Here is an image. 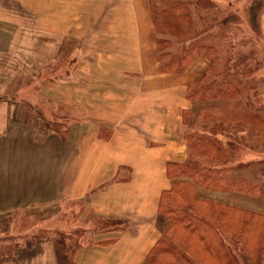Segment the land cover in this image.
<instances>
[{
	"label": "rangeland",
	"instance_id": "374dc122",
	"mask_svg": "<svg viewBox=\"0 0 264 264\" xmlns=\"http://www.w3.org/2000/svg\"><path fill=\"white\" fill-rule=\"evenodd\" d=\"M136 1L129 4L127 0H0V110L10 99L13 102V113L8 115L13 123L8 130L0 132L4 134L0 135L3 137L0 138V161L4 172H19L15 179L7 178L10 182L14 180V186L12 189L5 187V192L11 191L15 198V194H21L22 200L29 199L21 208L0 216V264H59L54 248V239L59 234H68L71 245L78 242V245L93 246L113 242L115 239L107 238L109 231L130 227V218L102 216L95 210L92 200L89 204L99 187L82 197H65L60 189L52 190L53 184L62 188L80 174L79 162L71 156L80 150L77 124L87 118L80 106L53 98L55 92L62 93L63 89H67L76 99L87 97L90 103H97L99 96L91 91L88 84L102 73L111 55L106 58L101 56L99 60L97 56L113 49V52L126 49L134 37L136 39L135 34L128 33V29L137 33V27L146 22L145 12L156 35V55L162 72L183 73L198 57H205L209 59L210 66L204 71L201 64L202 78L196 84L199 88L212 80L218 83L221 78H233L235 84L241 83L236 91L215 92L210 99L202 98L199 90L190 96L195 104L192 109L190 107L183 112L184 123L190 127L187 131L190 140V144L187 141L188 159L197 161L201 151L194 149L197 145L193 144L192 132L200 133L205 129L223 131L224 135L218 133V138L231 142L229 163L235 165L233 171L245 168L242 172L251 177L247 179L264 185V0H211L213 7L209 14L212 19L225 17L228 24L218 28L216 22L212 27L208 20H202L212 29L207 40L217 43L214 52L195 54L179 72L163 71L158 57V41L172 40V47L180 50L183 38L171 36L170 32L174 30L168 28L162 19L159 24L161 29H157L151 0ZM157 1L159 3L160 0ZM141 2L145 11L139 25L137 19L141 20L138 13ZM195 24L192 19L184 29L189 28L194 33ZM223 35L226 38H222ZM83 62L85 67L89 66V75L96 77L88 79L86 85L79 81L63 84L77 79ZM99 63L103 68L98 73ZM45 81L52 83L47 90L51 92L50 100L40 92ZM104 97L110 98V92H106ZM30 104H33L32 109L27 111ZM46 122H57L68 135L72 131L74 141L69 159H65L64 152L60 150L61 165L56 177L49 180L51 190L47 189V194H44L37 179L43 182L44 175L28 180L24 176L30 174L34 167H40L39 164L44 163V169L50 165L52 157L49 153L31 149L33 145L43 144L50 133L62 139L59 132L49 131L52 129L47 128ZM83 134L87 146H93L95 150L91 141L92 131ZM114 134L115 128L101 127L98 137L109 141ZM187 135L185 132L186 139ZM27 159H34L36 164L25 163ZM90 166L92 164L82 171L85 177L91 175ZM125 166L128 171L124 170ZM130 166L121 164L114 180L131 178L133 172ZM36 173L39 174V170ZM49 191L52 194L48 195ZM198 193L246 209L245 217L249 212L251 224L246 226L239 244L242 248L234 254L233 260L237 261L235 264H264V193L213 192L203 188H199ZM244 214L237 213V216ZM158 220L162 234L169 222L159 216ZM31 235L40 238L32 246L26 244ZM16 243L21 248L18 254L10 250ZM2 250L7 254L4 255ZM26 254L29 256L26 257ZM129 258L122 255L120 261L124 263ZM213 264L219 263L215 261Z\"/></svg>",
	"mask_w": 264,
	"mask_h": 264
},
{
	"label": "crops",
	"instance_id": "0c3cea01",
	"mask_svg": "<svg viewBox=\"0 0 264 264\" xmlns=\"http://www.w3.org/2000/svg\"><path fill=\"white\" fill-rule=\"evenodd\" d=\"M136 2L127 0L129 4ZM144 11L142 3L138 8L141 16V20L137 19L139 25L142 23ZM144 20L146 22L142 26H136L137 33L128 29V33L135 34L136 39L134 37L126 49L121 52H113V49L97 56L99 60L101 56L106 58L111 55L98 77L89 75V66L85 67L83 62L77 79L63 82L66 85L79 81L80 84L86 85L88 79L96 77L88 85L91 91L98 94L97 103H90L87 97L76 99L72 91L67 89H63L62 93L55 92L53 98L80 106L87 118L77 124L80 150L71 156V159L78 160L80 174L65 183L62 188L53 184L52 190L60 189L65 197H82L89 194L91 189L99 187L93 193L89 204L92 200L95 210L102 216H120L132 220L127 229L109 231L107 238L115 239L113 242L93 246L79 244L74 252V260L78 264H143L161 235L158 207L162 191L168 189L172 183L168 172L169 163H182L188 159L185 132L190 127L184 123L183 112L187 108L192 109L195 104V101H191L190 92L198 86L196 84H199L202 78L201 64L204 65L205 71L209 68L210 61L205 57H198L183 73L162 72L156 55V35L153 33L147 12ZM109 64L112 65L111 68ZM102 68L99 63L98 73ZM50 84L52 83L43 82L40 90L48 100L51 98V92L47 91L51 88ZM106 92H110V98L104 97ZM11 106L13 102L10 99L0 110V132L8 130L13 123L10 121L11 116H8L13 113ZM101 127L115 128V134L109 141L98 137ZM86 131L93 133L91 141L95 150L92 149L93 146L86 144L83 134ZM47 136L43 144H35L31 149L48 152L52 157L50 165L44 169V163L39 164L40 167H34L30 174L24 176L28 180L37 178L36 175H44L43 182L37 178L44 194H47V189L51 190L52 184L49 180L56 177L61 165L60 150L64 152V158L69 159L74 141L72 131L69 135L66 134L65 140L55 133ZM25 163L36 164L34 159H27ZM89 164H92L89 167L91 175L85 177L82 171L87 169ZM121 164L131 165L132 177L115 181ZM125 167L124 170L128 171V167ZM37 170L39 174L36 173ZM244 170L245 168L235 170L233 174L249 177L242 172ZM8 172H4L1 162L0 216L29 202V199L22 200L21 194H15V198L11 191L5 192V187L12 189L14 186V180L10 182L7 178L15 179L19 176L18 170L16 174ZM49 194L52 192L49 191ZM122 255L130 258L122 263ZM28 256L29 254H26V257Z\"/></svg>",
	"mask_w": 264,
	"mask_h": 264
},
{
	"label": "trees",
	"instance_id": "16d2710c",
	"mask_svg": "<svg viewBox=\"0 0 264 264\" xmlns=\"http://www.w3.org/2000/svg\"><path fill=\"white\" fill-rule=\"evenodd\" d=\"M212 3L211 0H160L159 3L157 0H151L157 29H161L159 24L162 19L163 22L166 21L168 28L174 30L170 32L171 36L183 38L180 50L172 47V40L158 41V57L163 71L179 72L195 54L204 52L213 54L217 43L207 40L212 29L202 20L205 22L208 20L212 27L216 25L218 28L226 26L228 20L225 17L212 19V15L209 14L213 7ZM192 19L196 21L194 33L189 28L184 29L190 25ZM213 22L216 24L213 25ZM222 38H226L225 35ZM164 42L167 43L166 46L163 45ZM240 86L241 83L235 84L233 78L230 80L221 78L218 83L212 80L206 82L202 88L198 86L190 96L199 90L202 98L210 99L215 92L235 90ZM32 106L33 104H30L27 111H31ZM46 126L52 129L49 131L59 132L61 138H65L66 133L60 129L57 122H46ZM189 130H186V135ZM218 133L224 135L223 131L207 129L200 133L192 132L193 144L197 145L194 149L201 150L197 161L190 158L182 163L177 161L169 163L168 172L172 183L168 189L162 191L158 207V216L166 218L169 226L159 236L143 264H213L215 261L219 264L237 263L233 260L234 254L239 253V248H242L239 244L246 226L251 224V215L248 212L245 217L247 210L240 206H231L200 195L198 189L261 194L264 193V185H260L256 180L233 174L235 165L229 163L232 156L231 142L219 139ZM187 141L190 144L189 133ZM237 213L244 215L237 216ZM67 235L59 234L54 239L57 261L59 264H78L74 260L78 242L71 245ZM35 240L40 238L31 235L26 244L32 246ZM20 249L18 243L10 247L14 254H18ZM2 252L4 255L7 254L5 250Z\"/></svg>",
	"mask_w": 264,
	"mask_h": 264
}]
</instances>
